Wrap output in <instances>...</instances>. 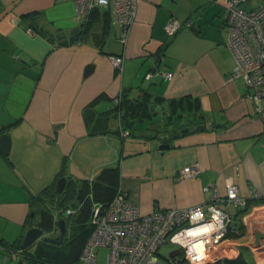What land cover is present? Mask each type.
<instances>
[{"label": "crops", "instance_id": "obj_1", "mask_svg": "<svg viewBox=\"0 0 264 264\" xmlns=\"http://www.w3.org/2000/svg\"><path fill=\"white\" fill-rule=\"evenodd\" d=\"M225 3L136 0L121 41L106 8L85 26L72 0H0V134L10 136L9 153L0 151V242L23 249L45 187L63 176L62 191L70 182L77 193L105 171L142 213L208 202L235 183L246 205L229 207L228 259L264 264V101L228 79ZM170 17L192 25L168 35ZM46 206L55 221L67 216ZM0 264L28 258L0 254Z\"/></svg>", "mask_w": 264, "mask_h": 264}, {"label": "built area", "instance_id": "obj_2", "mask_svg": "<svg viewBox=\"0 0 264 264\" xmlns=\"http://www.w3.org/2000/svg\"><path fill=\"white\" fill-rule=\"evenodd\" d=\"M72 1L75 16L83 25L95 8L108 9L114 22L121 27L120 40H125L134 18L136 0ZM248 1L226 0L225 3L227 45L234 58L228 79L241 78L248 96L254 102H260L264 101V0L251 9H244L242 4ZM191 25V21L182 23L170 17L164 28L168 35H173L181 27ZM109 57L116 67H120L121 56ZM166 76L169 78L171 73ZM119 101V96L113 98L114 104ZM127 133L124 131L123 134ZM196 172L194 165L183 170V175L190 177ZM245 205L246 200L237 185L229 183L225 194L215 192L208 202L142 213L118 187L108 202L92 204V230L74 264H158V249L164 242L180 250L178 255L168 256L165 264H216L233 256V249L226 242L232 222L229 207ZM72 212L71 208L65 210L66 215ZM97 247L107 248L102 263L98 262ZM0 254L6 261L12 255L21 259L25 256L22 249L5 242H0Z\"/></svg>", "mask_w": 264, "mask_h": 264}, {"label": "trees", "instance_id": "obj_3", "mask_svg": "<svg viewBox=\"0 0 264 264\" xmlns=\"http://www.w3.org/2000/svg\"><path fill=\"white\" fill-rule=\"evenodd\" d=\"M104 173L105 171L94 180L82 182L77 193L75 192V185L70 182L66 183L65 190L60 193L56 191L55 184L45 187L39 193L38 199L42 203V206L37 225L48 235L52 234L53 231H57V225L52 206L46 205L49 203V205L54 204L66 209L69 205L70 207L68 208L73 209V212L66 216L67 241H65L66 237L62 241L64 247H68V249L60 250V246L55 248L54 244L40 239L32 252L28 251L27 253L25 249H22L25 254L24 259L28 258V264L36 262L48 264L46 262L47 259H56L58 263L55 264H74L78 261L81 250L92 230L90 225L92 204L108 202L117 190L116 185L118 183L116 182L115 185L113 184L114 186H110L112 182L103 177ZM105 181H109V184H104ZM72 205L75 208L71 207ZM240 211H247V207L242 208ZM61 216L63 215L61 214ZM216 264H247V262L237 256L232 259H222Z\"/></svg>", "mask_w": 264, "mask_h": 264}, {"label": "water", "instance_id": "obj_4", "mask_svg": "<svg viewBox=\"0 0 264 264\" xmlns=\"http://www.w3.org/2000/svg\"><path fill=\"white\" fill-rule=\"evenodd\" d=\"M91 66L86 67L85 74L88 73ZM169 145H161L160 148H166ZM10 149V136L8 133L4 132L0 134V151L4 155H7L9 153ZM65 183V178L62 176L57 181V187L56 190L58 192L62 191V188ZM238 223V222H235ZM56 225H57V233L55 235H48L44 232V230L39 226H32L28 228L26 231L22 242L20 244L21 248L25 249L29 246H31L33 243H35L38 239H42L46 242H49L54 245L61 244L63 239L65 238L67 234V219L64 216H60L56 219ZM259 240V237H257V241ZM180 252L179 249H174L169 252V256L173 257L175 255H178Z\"/></svg>", "mask_w": 264, "mask_h": 264}, {"label": "rangeland", "instance_id": "obj_5", "mask_svg": "<svg viewBox=\"0 0 264 264\" xmlns=\"http://www.w3.org/2000/svg\"><path fill=\"white\" fill-rule=\"evenodd\" d=\"M260 2H261V0H249L248 2L243 3L242 7L244 9H251L255 5L259 4ZM67 236L68 235L66 234L65 241H67ZM36 244H37V242L33 243L31 246H29L28 251L32 252ZM57 246H60V250H67L68 249V247H66V248L64 247L63 243L58 244V245H54L55 248H57ZM174 248H175V246L171 245L168 242H164L163 244H161V246L158 249V257H159V263L158 264H165L166 260L169 256V252ZM255 250H257V249H255ZM260 250H264V247L260 248ZM106 252H107V248H105V247H97L96 248V253L98 256L97 258H98L99 263H102L105 260ZM46 262H48V264L58 263L56 259H47ZM45 264H47V263H45Z\"/></svg>", "mask_w": 264, "mask_h": 264}]
</instances>
